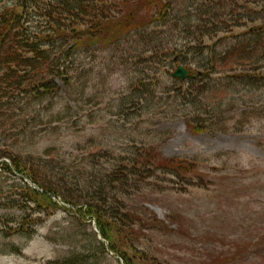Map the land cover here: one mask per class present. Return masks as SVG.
<instances>
[{
	"label": "trees",
	"instance_id": "16d2710c",
	"mask_svg": "<svg viewBox=\"0 0 264 264\" xmlns=\"http://www.w3.org/2000/svg\"><path fill=\"white\" fill-rule=\"evenodd\" d=\"M99 46L121 53L123 63L148 66L145 70L167 73L169 65H183L188 79L172 78L166 92V104L178 109L171 116H179L194 134L227 133L236 100L245 98L242 92L264 90V0H0V140L19 138L28 123L43 120L40 112L31 119L22 116L24 100L57 95L55 79L72 74L77 60ZM151 76L134 84L133 92L140 94L136 105L143 104L150 82L156 89L162 80L161 73ZM244 106L246 101L238 104ZM128 153L112 170L86 178L85 166L67 164L51 150L36 157L4 144L0 162L11 164L1 162L0 177L13 182L0 185V202L12 203L23 193L39 208L76 212L96 222L125 264H160L144 244L152 231L167 227L143 204L130 205L124 197L133 195L131 186L142 178L151 179L149 174L186 178L195 165L165 158L146 145Z\"/></svg>",
	"mask_w": 264,
	"mask_h": 264
},
{
	"label": "rangeland",
	"instance_id": "374dc122",
	"mask_svg": "<svg viewBox=\"0 0 264 264\" xmlns=\"http://www.w3.org/2000/svg\"><path fill=\"white\" fill-rule=\"evenodd\" d=\"M99 48L77 60L66 82L55 79L57 95L24 100L22 116L40 112L43 120L28 123L26 134L0 140V146L15 145L36 157L51 150L67 164L85 166L86 178L112 170L115 160L129 157L137 146L191 161L194 174L179 179L149 174L151 179L142 178L131 186L133 195L124 197L130 205L143 204L167 227L152 231L144 247L160 264H264V90L242 92L245 98L236 100L227 122L229 132L194 134L171 116L178 109L166 104L173 64L167 73L145 70L149 67L123 63L121 53ZM159 73L158 87L150 82L143 104L136 105L140 94L133 92L134 84ZM243 101L247 106L238 107ZM12 182L0 177L5 188ZM7 201L0 202V264H123L102 248L93 221L39 208L23 193L13 204Z\"/></svg>",
	"mask_w": 264,
	"mask_h": 264
},
{
	"label": "water",
	"instance_id": "95a60500",
	"mask_svg": "<svg viewBox=\"0 0 264 264\" xmlns=\"http://www.w3.org/2000/svg\"><path fill=\"white\" fill-rule=\"evenodd\" d=\"M175 78L180 80H185L188 76V71L185 70L182 66L178 67L177 71L173 74Z\"/></svg>",
	"mask_w": 264,
	"mask_h": 264
}]
</instances>
